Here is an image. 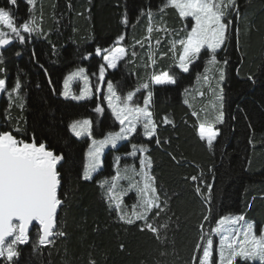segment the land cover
Returning a JSON list of instances; mask_svg holds the SVG:
<instances>
[{
  "label": "trees",
  "instance_id": "obj_1",
  "mask_svg": "<svg viewBox=\"0 0 264 264\" xmlns=\"http://www.w3.org/2000/svg\"><path fill=\"white\" fill-rule=\"evenodd\" d=\"M166 5L167 0H34L32 8L25 0H16L15 5L0 0V7L9 10L17 24L34 18L39 28L31 35L23 33L24 43L13 38L10 45L0 48V67L6 69L0 78L7 80V94L0 97V131H10L26 142H45L49 150L63 156L58 165L62 206L57 227L58 233H65H57L42 246L34 227L28 242L15 246L18 257L0 258V264H199L204 240L211 238L216 245L212 228L218 219L250 214L257 225L264 222V0H235L230 16L223 18L231 21L229 37L216 53L225 75L222 109L220 103L224 117L215 124L219 136L212 148L199 138L197 117L186 100L211 56L202 50L187 73L179 70L177 52H168V41L175 32V39L186 36L190 18H180ZM156 25L162 26L159 33L153 29ZM120 36H124L119 45L126 55L110 70L103 54L98 56L95 50L117 46ZM156 48L163 51L162 57ZM102 64L105 82H113L122 98L133 91L132 103L141 106L147 91L153 92L156 135L145 138L138 125L128 139L103 153L100 168L84 180L90 141L72 135L69 125L90 119L92 139L116 132L120 125L103 93L93 91L89 99L73 101L62 97V83L79 67L91 79L97 77ZM164 71L174 75L175 83L152 85V76ZM17 78L22 84V110L15 96L9 107L8 92ZM143 83L149 89L137 91ZM97 104L104 109L102 113L95 111ZM132 145L148 149L144 155L152 163L150 182L165 210L157 217L154 209L147 222L158 228L168 225L159 236L146 228L141 231L144 221H122L108 195L110 190L116 195L127 193L121 212L131 216L141 211L136 187L129 188L135 185L133 174L141 159L138 149L135 156L130 155ZM118 172L114 187L112 177ZM207 184L214 185L211 191ZM214 247L212 264H217ZM236 264L259 261L237 259Z\"/></svg>",
  "mask_w": 264,
  "mask_h": 264
},
{
  "label": "snow or ice",
  "instance_id": "obj_2",
  "mask_svg": "<svg viewBox=\"0 0 264 264\" xmlns=\"http://www.w3.org/2000/svg\"><path fill=\"white\" fill-rule=\"evenodd\" d=\"M12 5L16 4V0H9ZM26 3L31 6L34 0H26ZM171 6L177 10L179 17L182 19L191 18L193 23L190 31H187L184 38L173 42V48L179 44L181 51L178 57L177 67L184 73L190 70V66L201 55L202 50H207L211 56L210 63L217 62L216 53L222 48L229 37L228 25L223 22L226 15L225 5L215 3L214 0H167L166 6ZM227 7H235V0H229ZM163 11V9H161ZM151 16V12H149ZM0 26L8 31L0 30V48H4L13 42V38L20 43L25 42L23 33L31 35L32 33L39 32L35 19L26 21L22 24H17L12 13L5 8L0 7ZM152 31L151 28L148 29ZM124 36H120L116 44L119 45ZM96 55L103 54V61L108 69H116L118 61H121L125 55L126 50L122 46H115L111 48H96ZM19 55V53H17ZM87 58V57H86ZM224 63H227L226 61ZM5 68L0 67V73H4ZM46 72V70H45ZM95 75V74H93ZM74 78L83 81L78 94H74L69 90V82ZM99 81H105V66L102 64L99 68ZM152 83L154 85H165L175 83L174 75L168 71L161 74L152 76ZM208 81V77H204ZM225 79L224 71L221 69L219 74V81ZM252 79V77H249ZM51 84V80H49ZM64 91L61 95L64 98H71L75 101H82L89 99L92 95V87L90 86L89 76L86 75V70L79 67L73 70L64 79ZM210 86V85H209ZM22 84L19 78L16 79L15 85L11 91L8 92L9 107L13 101L12 97L20 101L18 107L22 110L24 108V98L20 95ZM140 88L149 89L148 83H143L138 86ZM7 89L6 78H0V93L5 92ZM95 92H101L100 84L95 85ZM135 93L133 91L127 92L123 98L118 95L114 83L107 82V91L104 93V101L107 103L108 108L111 110L115 120L119 122L120 130L115 133H109L105 138L97 141L92 140L89 149L86 153L87 164L83 170V179L88 180L92 174L95 173L102 165V153L106 146L111 145L115 147L118 141L128 139L132 134L137 131L138 125L144 129L145 138L151 139L156 135V124L153 121V113L149 110V105L153 96L151 90L143 98V106L133 104ZM216 100L221 103L223 95H217ZM95 111L102 113L104 109L97 104ZM196 115V113H193ZM224 112L221 110L215 116L213 121H203L198 125L197 134L202 141H205L209 148L213 147L214 142L219 136V131L215 127L216 123L223 121ZM167 123V120L165 121ZM92 121L90 119L76 120L69 125L70 131L76 136L91 135ZM15 131H19L17 128ZM160 143L159 140L156 141ZM138 146L132 145L130 155L137 154ZM139 153L141 156L140 165L141 173L145 177L143 188H138V194L142 197L140 204L141 211H133L129 216L121 212V202L123 196L127 193H120L117 196L113 191H109L108 195L115 203L116 210L120 215V219L128 224L134 221H144V227L159 236L161 228L166 229L167 224H162L158 227L152 223L147 222L150 213L155 209L156 216L159 217L160 212L165 209L159 203V195L157 189L152 186L150 181L153 179L146 168H151V160L144 154L148 151L147 147L139 146ZM63 160V156L55 154L54 151L49 150L45 142H26L24 139H18L10 131H0V257L7 253V259L12 261L18 257L19 253L16 250V245L27 243L29 240L28 230L33 222L39 225V244L44 246L49 243V237L53 236V228L58 213V209L62 206V201L58 198V186L61 181L59 179L60 173L58 171V164ZM120 173L112 177L113 186L114 182L118 180ZM192 181L197 180L196 176L191 177ZM203 183V180H201ZM136 187L129 185V188ZM206 187L209 191L214 187L212 184H207ZM197 193L201 192L200 187L196 189ZM150 193V195H149ZM243 215L235 217H223L218 219V225L231 223L237 224L243 221ZM204 220L207 221L208 217L205 216ZM18 222V223H17ZM212 232L220 233L219 226L212 228ZM242 232V235H241ZM64 236V232L58 233ZM11 237V242L5 248L6 239ZM219 249V264H236L237 259L245 262L259 261V264H264V231H261L259 236L255 234L254 224L247 223L243 229L236 228L229 235H224L220 239ZM200 248V245H197ZM213 240L207 239L206 244L203 245L202 256L199 258V264H212L213 256Z\"/></svg>",
  "mask_w": 264,
  "mask_h": 264
},
{
  "label": "rangeland",
  "instance_id": "obj_3",
  "mask_svg": "<svg viewBox=\"0 0 264 264\" xmlns=\"http://www.w3.org/2000/svg\"><path fill=\"white\" fill-rule=\"evenodd\" d=\"M214 2L215 3H221V4L225 5L226 7H225L224 10H225L226 14H228V17L230 16L231 11L229 12V9L231 7H227V5L229 3V0H214ZM32 8H34L33 5H32ZM228 21H229V18H228ZM223 22H225L224 19H223ZM192 23H193V21L190 18V25L186 29V31H190ZM225 23L227 24V22H225ZM153 29H154V31L156 33H159L161 31V29H162V26L161 25H156V27H154ZM0 30L8 31L7 29L3 28V26H0ZM176 34L177 33L175 32L174 35H176ZM174 35H171L170 36V40L168 41V45H169L168 52H172V53L177 52V54L175 55V60H176V62L178 64V57H179V53L181 51V48H180L179 44H176L175 48H173V42L174 41H178L179 39L184 38L185 36H182L181 38L175 39ZM117 46H120V45H117ZM156 50H158V56L162 57L163 56V51L160 50V48H156ZM102 60H103V57H102ZM210 60L207 63V66H206L204 72L200 75V78L197 81L195 87L192 88L190 91H188L187 94H186V100H187L188 104L193 107V111H194V113H196V117H197V120H198L199 124L201 122H203V121H213L215 116L218 115L219 111H220V102L216 100V96L213 95V91H215V93L217 95L221 94V81H219V74H220V70L222 69V64H219L218 62L215 63V64H212V63H210ZM103 63L105 64L104 61H103ZM73 70H75V69H73ZM110 70H112V69H110ZM72 71H70V73ZM70 73H68L66 75V77ZM86 75H87V73H86ZM205 76L208 77V81L207 82L204 79ZM98 77H99V75L97 77L93 76L92 79H91V77L89 76L90 86L92 87V94H93V91H95V85L99 83L100 86H101V92L100 93H103V95H104V93L107 91V82L104 81V82L101 83L99 81ZM63 82H64V80H63ZM151 83H152V80H151ZM152 85H154V84L152 83ZM82 86H83V81L78 79V78H74L72 81L69 82V90H70V92H72L74 94H78ZM62 91H64V84L63 83H62ZM6 94H7L6 91L3 92V93H0V97L2 95L6 96ZM68 99H71V98H68ZM73 101H75V100H73ZM141 106H143V104ZM148 107H149V110L151 111V103H150V105ZM83 119H88V118H83ZM83 119H80V120H83ZM119 130H120V128H119ZM118 131H116V132H118ZM112 133H115V132H112ZM71 134L74 135L72 132H71ZM81 137H88L89 141H90L89 142V146H90V144L92 143V140H93L92 138H90V135L85 134V135H82ZM78 138H80V137H78ZM103 138H105V136ZM103 138H101V139H103ZM101 139H94V140L99 141ZM122 141H124V140L118 141L116 146H118ZM89 146H88V149H89ZM115 147H113L111 145H108V146L105 147L103 153L107 149L115 148ZM88 149H87V151H88ZM103 153H102V156H103ZM101 159H102V157H101ZM86 164H87V155H86V158H85V165ZM85 165H84V167H85ZM140 169H141V165L139 166V169L136 172H134V174H133L135 176L134 177V184L136 185V189L143 188V184L145 182V177H144L143 173H141ZM146 171L149 174V168H146ZM93 174H92V176H93ZM117 181L118 180H116L114 182V187H115V184H117ZM149 195H150V193H149ZM117 196H119V195H117ZM141 201H142V197L140 196V204H141ZM140 204H139V207H140ZM225 217H235V216L234 215H227ZM244 217H245V219L243 221H239L235 225H233L231 223H226L224 225H218V224L216 225V227L219 226L221 228V232L220 233H214L213 232V235H215V237H216V245H215V247L214 246L213 247L215 248L216 263L217 264H219V249L221 247L220 239H221L222 236L229 235V233L233 232L236 228H240V229L245 228L247 223H253L254 224V231H255V234H257L258 236L261 233V231H264V222H262L260 225H257L255 223V220H256L255 216H251L249 214V215L244 216ZM241 235H242V232H241ZM11 239L12 238H10L9 240H7L5 242V248L11 242ZM206 241H207V239L204 240V242H203V244L201 246V256H202V251H203V245L206 244ZM212 251H213V249H212ZM0 258L8 260L6 251H5V255L3 257H0Z\"/></svg>",
  "mask_w": 264,
  "mask_h": 264
},
{
  "label": "water",
  "instance_id": "obj_4",
  "mask_svg": "<svg viewBox=\"0 0 264 264\" xmlns=\"http://www.w3.org/2000/svg\"><path fill=\"white\" fill-rule=\"evenodd\" d=\"M31 142H33V141H31ZM58 165H59V164H58ZM58 191H59V186H58ZM59 210H60V208L58 209L57 217H58V214H59ZM57 217H56V221H55V226H54V228H53V233H58ZM17 223H18V222H17ZM34 227L37 228V231H38V242H39V235H40V232H39V225H38V223L33 222L32 226H30V228H29V230H28V235H29L31 229L34 228ZM56 236H57V234H54L53 236L49 237V241L51 242ZM10 238H11V237L7 238L6 241L9 240ZM50 242H49V243H50ZM49 243H47V244H49ZM47 244H46V245H47Z\"/></svg>",
  "mask_w": 264,
  "mask_h": 264
}]
</instances>
